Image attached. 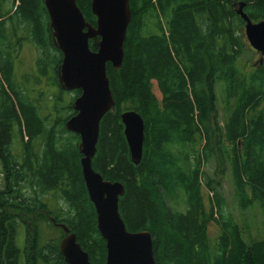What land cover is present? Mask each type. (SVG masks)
<instances>
[{
    "label": "trees",
    "instance_id": "trees-1",
    "mask_svg": "<svg viewBox=\"0 0 264 264\" xmlns=\"http://www.w3.org/2000/svg\"><path fill=\"white\" fill-rule=\"evenodd\" d=\"M241 1L264 20V0H130L122 66L107 64L115 105L93 166L124 184L121 215L130 231L151 232L157 264H264V54L245 57ZM77 3L95 24L91 0ZM25 45L35 50L30 71L18 62ZM62 57L44 0H0V264H68L56 223L92 264H106L80 136L65 125L81 92L60 86ZM125 110L145 122L139 164ZM254 208L262 230L248 217Z\"/></svg>",
    "mask_w": 264,
    "mask_h": 264
},
{
    "label": "water",
    "instance_id": "water-1",
    "mask_svg": "<svg viewBox=\"0 0 264 264\" xmlns=\"http://www.w3.org/2000/svg\"><path fill=\"white\" fill-rule=\"evenodd\" d=\"M50 22L52 40L62 52L57 67L60 86L66 91L80 90L72 107L75 113L65 125L80 136L81 168L89 197L97 214V227L106 241V264H157L153 237L148 230L130 231L121 215L120 197L125 186L120 181L104 179L93 166L97 152L100 122L115 105L107 74V64L120 68L124 59V43L131 21L130 0H91L96 23L88 21L77 0H44ZM245 1L236 12L245 21V34L250 45L264 54V20L253 21L244 10ZM94 40L97 49L90 48ZM131 159L142 161L145 122L135 110L121 113ZM53 220V218H52ZM60 250L68 264H92L89 253L74 232L63 223Z\"/></svg>",
    "mask_w": 264,
    "mask_h": 264
},
{
    "label": "rangeland",
    "instance_id": "rangeland-1",
    "mask_svg": "<svg viewBox=\"0 0 264 264\" xmlns=\"http://www.w3.org/2000/svg\"><path fill=\"white\" fill-rule=\"evenodd\" d=\"M244 36L246 37L245 29H244ZM247 44L249 47V53L246 54L245 57L250 56V57H252L253 60L254 59L258 60L261 57V54L251 47L248 40H247ZM34 56H35V50L32 47H30V45H25L23 50H22L21 56L18 60V62H22V64H23V65L21 64L22 70L30 71L32 69L33 63H34ZM54 91H55V88H54ZM224 186H225V192L227 194L228 202L235 205L234 201H233L231 185L228 184V182H225ZM205 195H206V197L208 196V193L206 192V190H205ZM234 211L237 212L236 209H234ZM247 213H248V217L258 225V229L262 230V228H261L262 227V224H261L262 215H261L259 209L254 208L252 210H249ZM218 232H219V229L217 228V225L215 223H211L209 228H208V233L212 237H215Z\"/></svg>",
    "mask_w": 264,
    "mask_h": 264
}]
</instances>
